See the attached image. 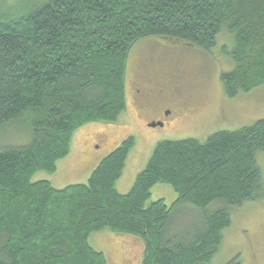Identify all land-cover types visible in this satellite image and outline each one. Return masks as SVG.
Here are the masks:
<instances>
[{"label":"trees","instance_id":"1","mask_svg":"<svg viewBox=\"0 0 264 264\" xmlns=\"http://www.w3.org/2000/svg\"><path fill=\"white\" fill-rule=\"evenodd\" d=\"M223 29L234 38L235 66L221 83L235 98L264 85V0H41L18 17L0 16V134L14 126L30 135L0 151V264H109L90 243L105 230L141 239V264L212 263L232 211L264 197V119L205 143L160 142L127 194L116 186L134 137L86 183L57 189L32 178L57 171L79 128L125 112L137 43L159 37L210 52ZM158 184L175 190L174 204L150 202ZM185 205L197 214L187 231L171 233Z\"/></svg>","mask_w":264,"mask_h":264},{"label":"rangeland","instance_id":"2","mask_svg":"<svg viewBox=\"0 0 264 264\" xmlns=\"http://www.w3.org/2000/svg\"><path fill=\"white\" fill-rule=\"evenodd\" d=\"M37 2L0 0V16L18 17ZM233 47L234 38L225 29L210 52L172 44L159 37L137 43L130 51L125 112L114 123H91L75 132L72 166L84 168L93 162L88 159L94 153L97 158H104L124 140L134 137L135 147L117 182L118 192L127 194L160 142L191 138L205 143L219 131H235L264 119V85L235 98L224 93L221 75L234 69L230 55ZM143 82L148 89L152 88V92L146 89L154 96L149 101L143 99L144 85H140ZM171 99L174 101L170 102ZM164 110L174 117L182 116L181 124L175 125L171 118L165 117L166 113L163 117ZM152 117L160 124L149 126ZM28 136L20 127L6 129L0 134V151L29 143ZM257 163L264 185V153L257 155ZM55 173L39 172L32 179L38 182L59 172ZM160 199L172 205L177 193L170 185L158 184L151 191L150 202ZM216 208L213 204L209 210ZM196 214L195 206H182L175 212L169 231H187ZM90 243L105 254L109 264L142 263L144 243L139 238L105 230L93 234ZM211 264H264V197L232 211V225L224 231L223 245Z\"/></svg>","mask_w":264,"mask_h":264},{"label":"crops","instance_id":"3","mask_svg":"<svg viewBox=\"0 0 264 264\" xmlns=\"http://www.w3.org/2000/svg\"><path fill=\"white\" fill-rule=\"evenodd\" d=\"M74 150H75V143L73 140V147L71 149L70 155L67 158L57 163L56 173L59 172L57 176L48 175L46 176L47 178H43V180L50 181L52 185L57 189H63L74 183L76 184L86 183L89 180L95 168L99 165V163L102 161L103 158L102 157L97 158L96 154L94 153V157L92 159L91 158L88 159L90 161H93L92 163L87 164V166L84 168L73 167L70 160L74 154ZM89 155L91 157V153ZM67 169H69V171H67ZM75 181H79V182H75Z\"/></svg>","mask_w":264,"mask_h":264},{"label":"flooded vegetation","instance_id":"4","mask_svg":"<svg viewBox=\"0 0 264 264\" xmlns=\"http://www.w3.org/2000/svg\"><path fill=\"white\" fill-rule=\"evenodd\" d=\"M141 86H143V90L144 92L142 93L143 94V99H145L146 101H149L150 99H152L154 96L153 95H150V93H148V91H151L152 92V88L151 89H148L147 84H145L144 82L142 84H140ZM148 91H147V90ZM174 100H170V102H173ZM166 104H169V103H166ZM169 107H171V104L168 105ZM165 113H166V116H165ZM167 117V118H171L172 119V122L175 124V125H180L181 122L183 121L182 120V116H179V117H174L172 115V113H167L166 110L163 111V117ZM162 117V119H163ZM153 119H151L149 122H148V125L149 126H154V125H158L160 124V122L156 121L155 117H152ZM161 121H164V120H161Z\"/></svg>","mask_w":264,"mask_h":264}]
</instances>
